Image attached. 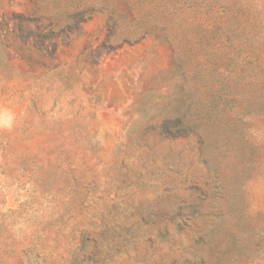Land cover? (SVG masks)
<instances>
[{
    "label": "rangeland",
    "instance_id": "1",
    "mask_svg": "<svg viewBox=\"0 0 264 264\" xmlns=\"http://www.w3.org/2000/svg\"><path fill=\"white\" fill-rule=\"evenodd\" d=\"M0 264H264V0H0Z\"/></svg>",
    "mask_w": 264,
    "mask_h": 264
},
{
    "label": "clouds",
    "instance_id": "2",
    "mask_svg": "<svg viewBox=\"0 0 264 264\" xmlns=\"http://www.w3.org/2000/svg\"><path fill=\"white\" fill-rule=\"evenodd\" d=\"M3 126H5V127H10L11 126V122H10V119H4V121H3Z\"/></svg>",
    "mask_w": 264,
    "mask_h": 264
}]
</instances>
